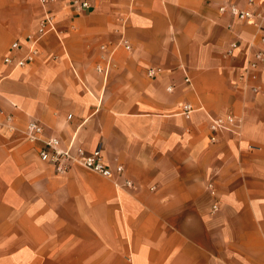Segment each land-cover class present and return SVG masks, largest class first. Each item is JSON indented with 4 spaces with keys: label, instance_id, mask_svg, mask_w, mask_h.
<instances>
[{
    "label": "crops",
    "instance_id": "obj_1",
    "mask_svg": "<svg viewBox=\"0 0 264 264\" xmlns=\"http://www.w3.org/2000/svg\"><path fill=\"white\" fill-rule=\"evenodd\" d=\"M91 3L56 0V31L13 70L4 57L14 41L25 53L43 9L0 0V264H264V70L240 78L255 29L220 11L246 0ZM226 113L240 134L211 143L208 114ZM31 120L122 175L55 171Z\"/></svg>",
    "mask_w": 264,
    "mask_h": 264
},
{
    "label": "built area",
    "instance_id": "obj_2",
    "mask_svg": "<svg viewBox=\"0 0 264 264\" xmlns=\"http://www.w3.org/2000/svg\"><path fill=\"white\" fill-rule=\"evenodd\" d=\"M56 0H39L43 9V15L38 23L36 34H28L27 40L29 45L25 53L20 52V45L18 41L11 43L4 61L13 70L18 69L34 59L38 53L37 41L41 36L48 32H55V15L52 10V5ZM70 4L74 10L84 12L91 9V0H70ZM246 8H240L234 4L228 6H221L220 11H226L234 18L241 21L248 22L255 29L257 36L256 40H250L248 45V57L244 67V75L240 78L247 79L255 78L256 73L264 70V11L254 9L255 0H246ZM241 40V39H240ZM239 45V40L232 41L227 49V54H231L233 49ZM146 76L156 77L160 72V67H150L146 69ZM184 82L191 85L190 78L185 72ZM257 90L256 87H252ZM194 110L190 103L182 105L181 113L188 118L190 113ZM70 116V115H69ZM241 128V119L233 113H226L224 115L213 116L208 114V139L211 143L219 140L223 133H234L239 135ZM43 125L39 121L31 120L25 127L23 133L25 138L30 143L35 144L42 141L43 146L37 150V155L40 160L50 163L55 171L63 173L75 166H80L95 172L103 177L111 178L121 176L123 168L117 165L111 168L105 162L100 146L87 151L81 145H75L73 139L69 141L66 146H61L59 140L54 137H43ZM253 148V146H249ZM125 184H130V181H125ZM118 185V184H115Z\"/></svg>",
    "mask_w": 264,
    "mask_h": 264
}]
</instances>
